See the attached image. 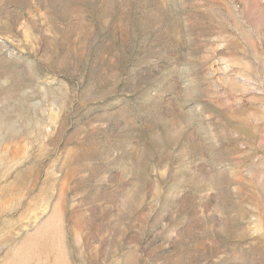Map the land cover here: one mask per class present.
Here are the masks:
<instances>
[{"label":"rangeland","instance_id":"rangeland-1","mask_svg":"<svg viewBox=\"0 0 264 264\" xmlns=\"http://www.w3.org/2000/svg\"><path fill=\"white\" fill-rule=\"evenodd\" d=\"M0 264H264V0H0Z\"/></svg>","mask_w":264,"mask_h":264}]
</instances>
